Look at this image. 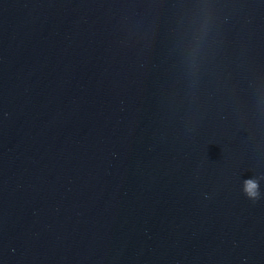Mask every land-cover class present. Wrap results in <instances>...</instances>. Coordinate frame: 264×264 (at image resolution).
Instances as JSON below:
<instances>
[{
	"label": "water",
	"instance_id": "95a60500",
	"mask_svg": "<svg viewBox=\"0 0 264 264\" xmlns=\"http://www.w3.org/2000/svg\"><path fill=\"white\" fill-rule=\"evenodd\" d=\"M0 264H264V0H0Z\"/></svg>",
	"mask_w": 264,
	"mask_h": 264
},
{
	"label": "clouds",
	"instance_id": "9594fccd",
	"mask_svg": "<svg viewBox=\"0 0 264 264\" xmlns=\"http://www.w3.org/2000/svg\"><path fill=\"white\" fill-rule=\"evenodd\" d=\"M259 182L260 180L254 177L242 181V191L244 195L253 202L261 198Z\"/></svg>",
	"mask_w": 264,
	"mask_h": 264
}]
</instances>
